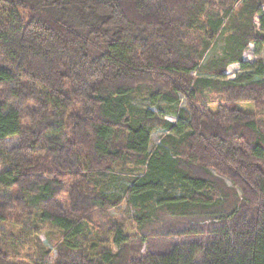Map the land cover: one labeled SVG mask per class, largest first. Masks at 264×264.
I'll use <instances>...</instances> for the list:
<instances>
[{
  "label": "trees",
  "instance_id": "1",
  "mask_svg": "<svg viewBox=\"0 0 264 264\" xmlns=\"http://www.w3.org/2000/svg\"><path fill=\"white\" fill-rule=\"evenodd\" d=\"M263 7L0 0V264H264Z\"/></svg>",
  "mask_w": 264,
  "mask_h": 264
},
{
  "label": "rangeland",
  "instance_id": "2",
  "mask_svg": "<svg viewBox=\"0 0 264 264\" xmlns=\"http://www.w3.org/2000/svg\"><path fill=\"white\" fill-rule=\"evenodd\" d=\"M263 12H264V7H263ZM220 46H221V42H216L214 44V52H213L214 54L219 53ZM209 55L210 54H208V57H209ZM243 58H244V60L248 61L249 63L255 64V62L258 58H264V47L260 53H256V48L254 47L253 44H250L247 47V49L244 51ZM225 72H226L225 74H226L227 79H232L235 77V75L240 73V69H239V66L237 64H230L226 68ZM138 104L141 106H144L147 103L140 102ZM238 107L242 110L243 109L246 110L247 104L240 103L238 105ZM247 109L254 110L255 108L253 105H248ZM165 118H167L170 121H175V119L171 116H165ZM161 135H162L161 131H156V132L152 133V135H151L152 143H151L150 147H152L153 145L158 143V140H159ZM108 215H109V218L111 220L122 222L124 224V226L128 229L132 228V227L135 228V225H133L134 210L125 201H123L118 208L108 210ZM50 235H52V237L54 236L52 233ZM29 238H32V235L29 236ZM40 240L42 241L44 246L49 248V245L46 243V240L44 239L43 236H40ZM54 256H55L54 250L52 249V258H54Z\"/></svg>",
  "mask_w": 264,
  "mask_h": 264
}]
</instances>
